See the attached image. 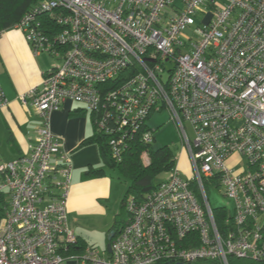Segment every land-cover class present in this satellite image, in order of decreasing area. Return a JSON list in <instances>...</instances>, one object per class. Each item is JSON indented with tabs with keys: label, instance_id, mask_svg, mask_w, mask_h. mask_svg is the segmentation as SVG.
Here are the masks:
<instances>
[{
	"label": "built area",
	"instance_id": "obj_1",
	"mask_svg": "<svg viewBox=\"0 0 264 264\" xmlns=\"http://www.w3.org/2000/svg\"><path fill=\"white\" fill-rule=\"evenodd\" d=\"M13 29L58 64L18 98L41 124L28 153L0 164V264H264V0H45ZM65 100L85 105L117 161L167 109L194 171L175 166L128 198L105 254L80 249L68 224L70 163L49 129ZM204 181L233 208L212 209Z\"/></svg>",
	"mask_w": 264,
	"mask_h": 264
},
{
	"label": "crops",
	"instance_id": "obj_2",
	"mask_svg": "<svg viewBox=\"0 0 264 264\" xmlns=\"http://www.w3.org/2000/svg\"><path fill=\"white\" fill-rule=\"evenodd\" d=\"M49 69L46 57L32 53L20 30L0 33V86L8 101L0 110V164L28 153L41 123L31 106H22L18 98L29 89L40 87ZM49 129L60 139L62 151L69 158L68 224L88 246L91 231L100 227L95 222L107 214L114 197V171L103 162L97 144L82 145L94 133L92 117L85 105L65 100L59 110L51 113Z\"/></svg>",
	"mask_w": 264,
	"mask_h": 264
},
{
	"label": "trees",
	"instance_id": "obj_3",
	"mask_svg": "<svg viewBox=\"0 0 264 264\" xmlns=\"http://www.w3.org/2000/svg\"><path fill=\"white\" fill-rule=\"evenodd\" d=\"M45 0H0V33L13 29L22 18L31 12L36 5ZM46 16V15H45ZM41 22L42 31H46L51 25L49 20L43 15L37 16ZM92 117V115H91ZM148 119V118H147ZM94 117H92L93 136L85 139L82 145L95 143L99 148L100 157L107 167L117 173L122 179L128 182L124 197L121 200V210H125V202L128 198L135 201H141L152 194L162 183H154L155 179L167 174L169 176L172 169L176 166V157L167 146L154 149L151 143L142 141L143 133L152 131L147 123L143 124L141 132L137 133V138L131 140L129 146L122 152L121 158L117 161L110 153L107 146V137L99 134L94 127ZM147 157V162L142 160ZM87 174L97 175L99 172H88ZM117 213L113 220V226L109 232L118 230L129 219V214ZM221 217L216 218V224L219 225ZM78 239V238H77ZM108 243V242H107ZM86 245L78 239V247L84 248ZM230 264H261L247 259L230 258Z\"/></svg>",
	"mask_w": 264,
	"mask_h": 264
},
{
	"label": "rangeland",
	"instance_id": "obj_4",
	"mask_svg": "<svg viewBox=\"0 0 264 264\" xmlns=\"http://www.w3.org/2000/svg\"><path fill=\"white\" fill-rule=\"evenodd\" d=\"M163 15L171 16L173 11L170 7H166L162 11ZM186 34L191 35V29L186 30ZM42 57H46L47 66L49 68L57 66L58 62L50 57L46 53H40ZM167 66L169 64L167 63ZM81 105V103H80ZM148 127L153 131L154 141L152 142V147L158 149L167 146L168 149L176 157V165L180 171V175L184 179L191 178L194 174L188 151L183 147V142L179 135V132L175 124L170 119L167 109H163L160 112H153L147 119ZM188 136L190 140H193V131L188 124H185ZM144 163L147 162V157L144 155L142 157ZM244 163H239L236 169H240ZM113 179L115 183V194L111 202L109 203L107 214L105 216L99 217L95 223L100 225L96 229L92 230L90 235L92 239L89 242L88 247L96 249L100 254H105L107 252V237L109 231L113 226V220L117 213L122 212L126 214V210H121V200L124 197L125 191L128 186V182L122 179L117 173H113ZM168 178L167 174L158 176L154 183L163 182ZM204 187L209 199V203L212 209L216 210L218 208L232 209V200L222 195L223 192L216 187L215 184L204 181Z\"/></svg>",
	"mask_w": 264,
	"mask_h": 264
},
{
	"label": "water",
	"instance_id": "obj_5",
	"mask_svg": "<svg viewBox=\"0 0 264 264\" xmlns=\"http://www.w3.org/2000/svg\"><path fill=\"white\" fill-rule=\"evenodd\" d=\"M112 235H113V233L112 232H110L109 233V235H108V241H110L111 240V237H112ZM107 249H108V252H110V248H109V246H107Z\"/></svg>",
	"mask_w": 264,
	"mask_h": 264
}]
</instances>
